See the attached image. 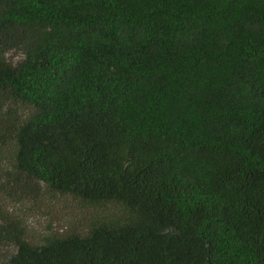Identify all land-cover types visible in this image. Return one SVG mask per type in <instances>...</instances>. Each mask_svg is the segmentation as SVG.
<instances>
[{
	"label": "trees",
	"instance_id": "16d2710c",
	"mask_svg": "<svg viewBox=\"0 0 264 264\" xmlns=\"http://www.w3.org/2000/svg\"><path fill=\"white\" fill-rule=\"evenodd\" d=\"M12 173L123 213L0 264H264V0H0Z\"/></svg>",
	"mask_w": 264,
	"mask_h": 264
},
{
	"label": "rangeland",
	"instance_id": "374dc122",
	"mask_svg": "<svg viewBox=\"0 0 264 264\" xmlns=\"http://www.w3.org/2000/svg\"><path fill=\"white\" fill-rule=\"evenodd\" d=\"M0 184L2 208L21 220L28 238L34 242L54 232H83L95 218L116 217L123 213L115 204H91L72 195L52 194L43 187L30 190L27 180L17 173L7 175ZM13 251V245L1 247L5 255Z\"/></svg>",
	"mask_w": 264,
	"mask_h": 264
}]
</instances>
